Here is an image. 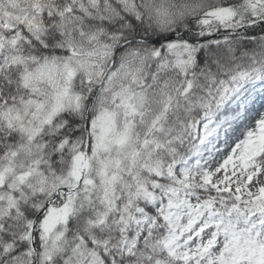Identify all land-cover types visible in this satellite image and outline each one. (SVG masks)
Returning <instances> with one entry per match:
<instances>
[{
  "label": "snow or ice",
  "instance_id": "obj_1",
  "mask_svg": "<svg viewBox=\"0 0 264 264\" xmlns=\"http://www.w3.org/2000/svg\"><path fill=\"white\" fill-rule=\"evenodd\" d=\"M0 264H264V0H0Z\"/></svg>",
  "mask_w": 264,
  "mask_h": 264
}]
</instances>
